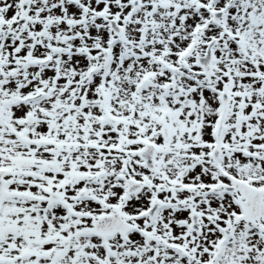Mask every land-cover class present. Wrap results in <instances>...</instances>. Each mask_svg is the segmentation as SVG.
<instances>
[{
    "label": "snow or ice",
    "instance_id": "1",
    "mask_svg": "<svg viewBox=\"0 0 264 264\" xmlns=\"http://www.w3.org/2000/svg\"><path fill=\"white\" fill-rule=\"evenodd\" d=\"M0 264H264V0H0Z\"/></svg>",
    "mask_w": 264,
    "mask_h": 264
}]
</instances>
